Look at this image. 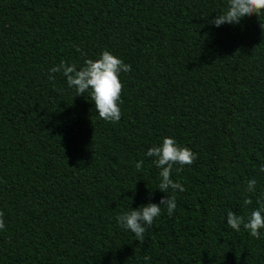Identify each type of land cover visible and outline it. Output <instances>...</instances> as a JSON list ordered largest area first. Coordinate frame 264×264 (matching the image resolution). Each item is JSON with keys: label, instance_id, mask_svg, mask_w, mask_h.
<instances>
[{"label": "trees", "instance_id": "trees-1", "mask_svg": "<svg viewBox=\"0 0 264 264\" xmlns=\"http://www.w3.org/2000/svg\"><path fill=\"white\" fill-rule=\"evenodd\" d=\"M226 9L227 0H0V264H264V229L256 239L227 224L229 210L247 222L264 203V15L210 23ZM104 50L132 67L120 75L116 123L62 73L48 79L61 61L79 69ZM164 137L198 154L173 166L183 192H161L146 155ZM170 194L177 208L162 207L142 244L117 223Z\"/></svg>", "mask_w": 264, "mask_h": 264}, {"label": "clouds", "instance_id": "clouds-1", "mask_svg": "<svg viewBox=\"0 0 264 264\" xmlns=\"http://www.w3.org/2000/svg\"><path fill=\"white\" fill-rule=\"evenodd\" d=\"M253 14L260 17L264 15V0H227V9L217 15L210 23L219 27L223 24L236 25L245 17ZM260 27L264 29V21ZM77 51H80L77 47ZM132 70L130 64L114 55L108 50H104L99 58L86 59L79 69L75 63L61 61L59 65L49 69V80H55L54 73H62L66 78L69 87L74 88L76 96H83L90 93V98L94 103L95 110L100 119L106 122H119L122 116L120 105L124 85L120 80L122 72L127 73ZM148 157H155L153 163L160 169L158 189L164 193H174L176 190L185 191L183 185L174 181L172 176L173 166H191L198 154L190 148L181 146L173 137H164L162 144L149 148L146 153ZM144 160L141 159L135 164L138 172L143 170ZM180 169H177L179 171ZM264 172V167L261 168ZM257 181L253 178L247 182L246 191L254 193ZM252 199L244 200L245 205H251ZM260 207L253 210L245 222V217L237 215L234 211L227 212V224L233 230L239 232L241 226L256 239L261 237V229H264V203L257 201ZM162 207H166L167 214L173 215L177 208L176 196L170 194L161 199L160 203H148L146 205L125 211L118 215L117 223L122 229L134 233L137 241L141 244L145 240V233L152 227L156 218L162 213ZM4 213L0 211V230L5 229ZM144 260L150 261V256H145Z\"/></svg>", "mask_w": 264, "mask_h": 264}]
</instances>
